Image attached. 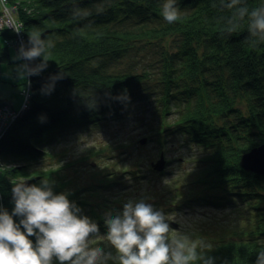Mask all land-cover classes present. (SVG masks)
<instances>
[{"label":"trees","instance_id":"obj_1","mask_svg":"<svg viewBox=\"0 0 264 264\" xmlns=\"http://www.w3.org/2000/svg\"><path fill=\"white\" fill-rule=\"evenodd\" d=\"M164 2L7 1L16 5L25 46L34 31L42 39L51 38L55 46L47 54V69L30 77V85L25 80L19 93L26 106L15 104L18 113L7 118L0 137V206L11 212L17 182L48 178L56 193L68 192L83 214L106 231L104 215L115 214L113 204H118L113 202L121 199L96 197L101 193L98 187L112 185L108 179L77 182L89 170L85 165L90 155H83L81 163L35 166L51 156L46 146L62 135L121 121L133 106L148 104L151 117L144 123L150 122L160 143L167 130L184 135L181 144H198L203 151L195 157L201 164L199 175L184 183L190 192L188 204L231 206L243 220L232 233L206 241L212 245L209 255L215 264H255L257 253L264 250V173L244 168L241 159L264 143V42H253L247 18L229 22L233 10L223 7L228 0H176L182 18L173 24L163 19ZM244 4L251 10L264 0ZM234 23L235 30L229 32ZM17 35L12 28L0 29V64L12 61L9 46L19 50L13 42ZM139 41L154 42L155 57L139 59L140 70L112 66ZM57 73L63 78L50 94L43 93L42 86ZM11 102L0 99V104ZM67 164L76 169L69 176L62 172ZM99 202L110 204L95 210Z\"/></svg>","mask_w":264,"mask_h":264},{"label":"clouds","instance_id":"obj_2","mask_svg":"<svg viewBox=\"0 0 264 264\" xmlns=\"http://www.w3.org/2000/svg\"><path fill=\"white\" fill-rule=\"evenodd\" d=\"M223 7L233 10L230 23L247 18L253 42H264V5L249 10L244 0H228ZM162 9L168 24L182 18L176 0H165ZM235 28L234 23L228 31ZM54 46L51 38L32 32L15 57L24 61L17 66L18 78L30 85V77L47 69V54ZM62 78L61 73L50 76L41 91L50 94ZM12 198L11 212L0 206V264H215L210 243L171 228L166 214L144 199L128 200L115 214L106 212V232L101 234L99 224L83 214L68 192L56 193L48 178L17 182ZM102 240L115 254L95 243ZM255 264H264V250L257 253Z\"/></svg>","mask_w":264,"mask_h":264},{"label":"rangeland","instance_id":"obj_3","mask_svg":"<svg viewBox=\"0 0 264 264\" xmlns=\"http://www.w3.org/2000/svg\"><path fill=\"white\" fill-rule=\"evenodd\" d=\"M153 43L137 42L138 45L137 47L135 45L133 52L112 66L140 70L143 63L140 60H151L158 53V47ZM8 50L12 61L0 64L2 79L0 99L19 103L21 101L19 91L25 84V80L19 79L17 75V66L22 61L15 59L18 50L14 46H9ZM146 84L147 80L142 85ZM150 104H153V101H150ZM147 105H137L131 115L121 121L115 120L108 125L78 129L62 135L49 147L46 146L51 156L41 160L35 167L56 168L64 161L81 163L79 160L83 155H90L91 160L85 165L89 170L82 172L81 179L77 182L86 184L90 180L104 178L112 181L110 182L112 185L108 187H98L101 193L96 197L110 195L121 199V202L118 200L119 203L113 202L118 204L117 206L113 204L116 208L113 211L115 213L122 211L123 205L130 199H144L166 214L171 228L193 240L208 241L232 233L237 227L240 228L243 220L238 210L231 206L217 208L210 204H188L191 202L187 201L186 197L190 192L184 183L199 175L196 170L201 164L195 157L200 156L203 151L198 144L191 142L181 144L186 137L167 130L163 133L165 141L160 143L158 134L150 128V122L144 123L147 117H151ZM158 120L159 118H156L155 123ZM4 123L8 124L7 118ZM161 154L165 159V167H168L164 171L152 167V162L157 161ZM75 170L73 166L68 165L62 172L71 175ZM105 204L110 203H96L95 210L105 208ZM107 209L111 210L110 207ZM105 232L102 231L101 234ZM95 243L104 247L105 251H112L115 254L107 241Z\"/></svg>","mask_w":264,"mask_h":264},{"label":"water","instance_id":"obj_4","mask_svg":"<svg viewBox=\"0 0 264 264\" xmlns=\"http://www.w3.org/2000/svg\"><path fill=\"white\" fill-rule=\"evenodd\" d=\"M15 104L16 103L14 102H11L10 105L6 104L5 107H3L4 111H10L11 116L17 115L18 111L14 109V107H16ZM25 106H26V102L21 101L20 109H23ZM6 118L7 117L3 116L2 114L0 121V137L2 136V133L6 129V124L4 123ZM164 163H165V159L163 154H161V157L157 159V161L152 162V166L157 170H162L165 167ZM241 165L244 168L252 170L256 173H264V143L244 153L241 159Z\"/></svg>","mask_w":264,"mask_h":264},{"label":"built area","instance_id":"obj_5","mask_svg":"<svg viewBox=\"0 0 264 264\" xmlns=\"http://www.w3.org/2000/svg\"><path fill=\"white\" fill-rule=\"evenodd\" d=\"M8 0H1L3 5V11L0 13V29L4 27L12 28L16 31V29H19L17 38L13 41L15 46L20 48L21 44H24V38L21 35V22L18 19L17 16V9L16 5L7 4ZM3 108H0V121L2 117Z\"/></svg>","mask_w":264,"mask_h":264},{"label":"bare ground","instance_id":"obj_6","mask_svg":"<svg viewBox=\"0 0 264 264\" xmlns=\"http://www.w3.org/2000/svg\"><path fill=\"white\" fill-rule=\"evenodd\" d=\"M132 105H133V104H132ZM3 107H5V105H4V103H1V104H0V108H3ZM133 107H135V106H133ZM133 107H132V110H131V111L135 110V109H133ZM2 114H3V116H5V117H7V118H10V116H11V112H10V111H3ZM163 169H164V168H163ZM163 169H162V170H163ZM135 179H138V178H135ZM101 187H103V186H101ZM105 187H108V186H105Z\"/></svg>","mask_w":264,"mask_h":264}]
</instances>
